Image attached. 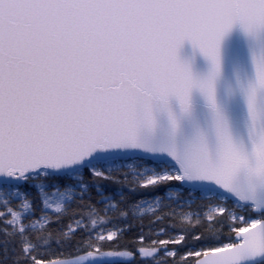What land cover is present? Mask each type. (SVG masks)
<instances>
[{"label": "snow or ice", "instance_id": "6c2138e0", "mask_svg": "<svg viewBox=\"0 0 264 264\" xmlns=\"http://www.w3.org/2000/svg\"><path fill=\"white\" fill-rule=\"evenodd\" d=\"M237 24L250 34L264 31V0H0V221L19 244L17 264H69L58 258L59 248L73 242L84 255L72 264L136 256L111 250L122 247L132 228L116 223L128 212L101 216L88 203L85 218L71 205H85L89 184L79 191L56 184L49 191L44 183L83 181L86 171L113 179L116 165L109 158L127 150L171 158L151 175L136 177L139 187L192 182L201 190L185 202L191 211L179 205L186 227L151 241L183 251L143 247V258L154 264H179L185 255L191 264H264V58L256 59V79L246 90L250 148L234 138L217 100L222 43ZM186 41L210 61L206 77L181 60ZM197 89L216 116L214 145L204 132L183 147L144 139L143 131L158 125V110H168L178 133L171 101L189 114ZM33 181L40 183L30 195L22 185ZM37 200L43 206L38 219ZM150 211L156 223L167 218L161 207ZM66 214L74 217L68 232L54 230ZM79 232L87 234L77 240ZM166 234L167 228L155 233ZM161 252L167 261L156 259Z\"/></svg>", "mask_w": 264, "mask_h": 264}, {"label": "water", "instance_id": "95a60500", "mask_svg": "<svg viewBox=\"0 0 264 264\" xmlns=\"http://www.w3.org/2000/svg\"><path fill=\"white\" fill-rule=\"evenodd\" d=\"M222 74L217 81V100L234 138L251 147L253 125L248 109L246 90L256 79V59L264 58V31L250 34L242 26L237 24L224 38L222 43ZM180 58L191 65L193 72L198 77H206L211 70L210 61L203 53L194 47L190 41H186L180 49ZM227 83L232 89V97L225 104L222 102V86ZM172 112L180 120V130L174 134L167 109L158 110V125L154 131L144 130L142 135L146 141L163 147L173 142L181 147L187 145L200 132H204L210 142L216 143V116L209 107L207 100L197 89L193 92V107L189 114H185L176 99L170 104ZM137 158L149 160L156 164H167L171 159L166 153H151L140 150H127L118 156L111 157L114 160H127ZM3 178H0L2 181ZM192 191H200L192 182L181 185ZM70 258L67 260H73ZM135 257H120L118 260L97 261L89 259L83 264H101L104 262H132Z\"/></svg>", "mask_w": 264, "mask_h": 264}, {"label": "trees", "instance_id": "16d2710c", "mask_svg": "<svg viewBox=\"0 0 264 264\" xmlns=\"http://www.w3.org/2000/svg\"><path fill=\"white\" fill-rule=\"evenodd\" d=\"M146 162L147 164L158 165L148 160ZM122 173H126L127 175H123ZM136 177L137 176L131 173L129 169L120 168L114 170L113 179L101 181L92 177L91 174L86 171L84 173V179L90 186L91 196L86 198L83 207H81L79 202L71 205V208L76 212H82L85 218H87L89 212L87 207L88 203L95 205V209L99 210L101 216L107 215L120 217L122 212L126 211L129 213L127 218H120L116 220V223L121 227L131 224L132 228L124 234V240L121 241L122 247L120 249L111 250L134 251L136 252L135 259L132 262L118 261L114 263L104 262L101 264H154L153 260L145 259L140 255L139 249L143 247L150 249L153 247H159L162 249L171 248L173 251H183L179 246L158 245L151 243V241L153 239H162L178 235L180 228L186 227V222L182 217V210L179 205H185L183 208L184 212L191 211L185 204V202L189 200L188 193L190 190L182 186L171 185H162L153 189H143L139 187ZM64 179L65 177L57 178V180ZM171 187L181 188L183 193H180L176 199L165 198L166 191ZM193 194L199 197L200 192L194 191ZM122 197H126V199L122 200ZM152 197H163L158 207L163 209V213L167 214V218L161 223L155 222V217L152 215V212H144L140 208L141 201ZM105 198L110 199V204H112V206L115 205V207L106 208L107 203L105 202ZM78 200L79 198H77V201ZM36 204H40L38 200L36 201ZM40 209L41 206L37 207L36 216L40 215ZM173 210H175L174 214H172ZM54 218L55 217H53V219ZM73 218L74 217L71 214H66L63 220L60 223L53 224L52 228L54 230L68 232L67 226ZM93 218H95V216ZM173 225L175 227H173ZM106 227H111V225H106ZM193 227H195V224H193ZM162 228H167V234L165 236L155 235V233ZM10 231L11 229L3 221H0V264H17L19 244L13 236L10 235ZM86 234V232H79L76 239L79 240L85 237ZM141 234H144L147 237L144 242H140L137 239ZM53 247L55 248L57 246L53 244ZM59 252L60 256L58 258L70 259L84 255V248L83 246H77V244L73 242L71 245H65L62 248H59ZM156 259L159 261H167L169 256L167 253L161 252L160 256ZM184 260H189L191 264L190 258L186 255L179 261V264H183Z\"/></svg>", "mask_w": 264, "mask_h": 264}, {"label": "rangeland", "instance_id": "374dc122", "mask_svg": "<svg viewBox=\"0 0 264 264\" xmlns=\"http://www.w3.org/2000/svg\"><path fill=\"white\" fill-rule=\"evenodd\" d=\"M147 161V160H146ZM145 160L144 161H140L136 158H129L127 160H114L112 161L113 164H115V168L116 169H120V168H126L129 169L131 173H133L135 176L140 177V178H145L147 175H151L153 170H160L162 169L164 166H166V164H158V165H151V164H147ZM43 180V178H41ZM40 183V181H33L31 184H25L22 185V189L29 193L30 195H35L37 193V188H36V184ZM44 183L47 185V189L49 191L54 189V186L56 184H58L60 186V188L63 190L64 188H67L69 186L75 187L77 188V190H81L80 189V185L82 183H86L85 179L83 181L81 180H77L75 177H65L64 180H56L55 182L51 181V180H46L44 181ZM179 194L183 193V190L181 188H179ZM176 191L177 187H171L169 188L166 193H165V198L167 199H176L177 196H169V191ZM194 191L190 190V192L188 193L189 199H190V194L194 197H198L196 195L193 194ZM201 194V192H200ZM199 194V196H200ZM156 198L157 197H152V198H147L145 200H143V203L140 204V208L142 209V211L144 212H151L150 209H152L153 207H158L159 205L156 204ZM39 201V200H38ZM110 199L105 198V202L107 203L106 208L111 207L112 204H110ZM40 203V201H39ZM17 204H19V201H17ZM41 206V208L43 207L41 204H38L37 207ZM112 208V207H111ZM35 218H39V216H35Z\"/></svg>", "mask_w": 264, "mask_h": 264}, {"label": "clouds", "instance_id": "9594fccd", "mask_svg": "<svg viewBox=\"0 0 264 264\" xmlns=\"http://www.w3.org/2000/svg\"><path fill=\"white\" fill-rule=\"evenodd\" d=\"M221 97H222V102L225 104H227L232 97V89L230 88V86L227 83H225L222 86ZM69 264H72L71 260H69ZM82 264H83V262H82Z\"/></svg>", "mask_w": 264, "mask_h": 264}]
</instances>
